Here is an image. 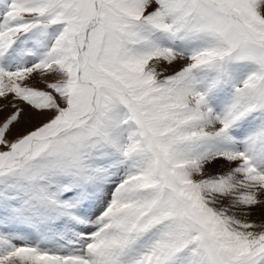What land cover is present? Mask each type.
<instances>
[{"label":"snow or ice","instance_id":"snow-or-ice-1","mask_svg":"<svg viewBox=\"0 0 264 264\" xmlns=\"http://www.w3.org/2000/svg\"><path fill=\"white\" fill-rule=\"evenodd\" d=\"M0 264H264V0H0Z\"/></svg>","mask_w":264,"mask_h":264}]
</instances>
